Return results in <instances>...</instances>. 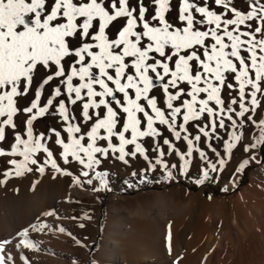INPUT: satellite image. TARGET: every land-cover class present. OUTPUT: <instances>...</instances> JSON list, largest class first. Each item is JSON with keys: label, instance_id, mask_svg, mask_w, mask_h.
<instances>
[{"label": "snow or ice", "instance_id": "snow-or-ice-1", "mask_svg": "<svg viewBox=\"0 0 264 264\" xmlns=\"http://www.w3.org/2000/svg\"><path fill=\"white\" fill-rule=\"evenodd\" d=\"M246 4L0 0V156L13 157L0 182L50 167L76 185L104 186L105 161L142 159L131 172L142 181L158 169L172 178L195 168L203 184L222 177L241 148L247 155L236 172L264 163V117L256 118L264 109V0ZM29 95L30 106H21ZM46 116L60 122L47 133L37 129ZM46 227L38 218L17 233L16 247H36L29 232ZM8 243L0 242V264H14Z\"/></svg>", "mask_w": 264, "mask_h": 264}, {"label": "bare ground", "instance_id": "bare-ground-1", "mask_svg": "<svg viewBox=\"0 0 264 264\" xmlns=\"http://www.w3.org/2000/svg\"><path fill=\"white\" fill-rule=\"evenodd\" d=\"M42 127L47 133L54 126ZM10 138L9 143L12 142ZM243 156L242 148L236 150L226 170ZM12 158L0 156V180H4L3 172L11 167L8 161ZM257 159L261 160L260 153ZM263 166L257 163L256 171L250 174L251 179L262 178ZM72 171L77 173L74 169ZM105 171L108 172L107 179H121V174ZM239 180L240 175L237 174L227 187L234 188ZM95 181L79 186L70 181L69 176L57 174L49 167L42 175L33 171L19 177L13 175L0 182V242L11 241L5 245L4 255L11 254L14 264H25L21 255L27 258L29 264H76L78 253L70 247V239L66 235V227L70 225L67 217L74 196L77 195L80 200L95 196L92 194ZM127 185H122V192L130 191L131 187ZM248 191L231 210L224 205V208L217 209H209V206L190 209V206L171 201L169 195L161 191H149L151 200L146 204L139 203L131 213L156 220L158 228L151 237L155 239L154 247L139 246L131 235L133 237L129 236L131 240L128 239V242L135 240L137 243L132 246V254L125 252L124 247L129 243L124 241L123 234L126 233L123 229L130 224L127 216H119L112 220L110 229L101 236L104 246H111L106 253L107 259L99 260L91 255L88 264H264V185L261 181H252ZM51 210H55L56 216L43 215ZM171 213L175 215L167 219ZM38 218L48 227L43 231L29 232V239L36 247L17 248V233L29 228L31 222L38 221ZM61 227L64 232L59 231ZM131 227L130 231L136 230ZM131 233L134 234V231Z\"/></svg>", "mask_w": 264, "mask_h": 264}, {"label": "rangeland", "instance_id": "rangeland-1", "mask_svg": "<svg viewBox=\"0 0 264 264\" xmlns=\"http://www.w3.org/2000/svg\"><path fill=\"white\" fill-rule=\"evenodd\" d=\"M236 5L241 10L247 8L246 0H236ZM123 24V20L113 23L110 28L112 38H115L119 30L122 29ZM73 44L74 46H78L79 41L74 40ZM45 76L46 71L41 68L36 76V84L38 85L42 79L45 78ZM32 99L33 96L29 95L20 98L18 103L21 106H30ZM257 117V119L264 117V109H262V111L260 110ZM24 119V116H19L17 118L18 128L20 127L19 129L24 128ZM59 123L60 122L56 117L46 116L45 118H41L38 121L37 129L43 131L44 127H42V125L46 127V125L51 124L54 127H57ZM255 131L256 130L253 129L250 135L254 137V135H256ZM10 140L12 139L10 138ZM244 154L245 156H243V158L238 163L231 167V169L223 172L222 177L206 181L203 184H197L195 182L197 172L195 168L191 169V177L181 175L179 172H174L172 178H168L163 169H158L154 173L149 172L148 179L146 181H142L140 177H133L131 175L132 171L144 167V162L142 159L134 161L131 166H125L121 162L112 159L105 161L103 169L115 171L116 173H119V175L121 174V179L109 180L105 178L106 183L104 186H101L99 181L96 180V184L92 189V194L95 196L89 199L84 198L80 200L76 195L71 201L72 205L70 204V211L67 217L70 225L66 227L68 230L66 235L70 239V247L78 253V260L76 261V264H88L91 255L99 260L107 259L106 253L108 250H111V246H104L103 241H101V236L105 231L110 229L112 220L118 219L119 216L123 215L127 216V221L129 222L128 224L133 226V228H136V230L133 229L134 234L131 233L133 231H130L132 228L130 225L128 226L129 228L125 226L123 229L124 233L127 234V236L126 234H123V237L125 236L124 241L125 243L127 242L130 244H126L124 247L125 252L128 254L131 253L133 250V244L137 243L135 240L138 241L137 244L139 246L145 245L152 249V247H154L153 242L155 239H153L154 237H151L153 232L155 234L156 229L158 228V223L153 217L145 219L136 216L137 214L135 213H131L132 208L136 207V205L138 206L139 203L146 204L151 200V196L148 195L149 191H161L166 195H169L171 201L176 203L179 202L181 206H190V209L201 206L202 208H207V206H209V209H217L218 207H223L224 205L226 209L231 210L232 206L240 203L243 200L244 195L249 193L248 188L252 181L257 183H260L261 181V184L264 185V174L262 175L261 179H251L250 177L251 172L256 171V162L248 164L243 170L239 172L235 171L238 164L244 159V157H246L245 152ZM260 154L261 160H264V152ZM262 165H264V163H262ZM79 168L80 166L75 163L71 166V169H74L76 172L79 171ZM237 174L240 175V180L238 181L237 185L234 188H228L227 186L230 184L233 178L237 176ZM70 181H72L71 177ZM127 183L129 185L127 186L129 188L131 187L130 191L122 192V185L126 186ZM106 208L108 211H106ZM174 215V213H171L166 218L168 219ZM32 223H37V221H33L31 224ZM81 224L83 227L80 226ZM153 229H155V231ZM131 235H133L135 239L134 242L131 241L133 242L132 245L131 242H128V239L130 241V237H133ZM97 246L98 248H96Z\"/></svg>", "mask_w": 264, "mask_h": 264}]
</instances>
